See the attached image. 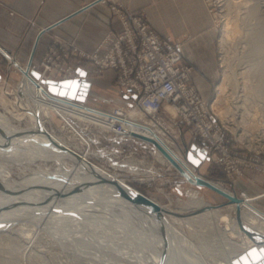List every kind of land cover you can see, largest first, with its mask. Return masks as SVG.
<instances>
[{
    "label": "bare ground",
    "instance_id": "obj_1",
    "mask_svg": "<svg viewBox=\"0 0 264 264\" xmlns=\"http://www.w3.org/2000/svg\"><path fill=\"white\" fill-rule=\"evenodd\" d=\"M227 5L229 9V0ZM229 13L231 11H228L227 16L224 14V45L239 27L238 21ZM0 49L22 74L15 92L18 97L17 104L23 109L13 114L0 108V232L20 229L28 241H33L39 232L46 230L57 235L62 244L76 242L87 246V243L93 242L102 247L98 250L101 253L96 251V254L101 255L104 260H123L116 262L117 264H161L162 251L165 252L167 264H233L232 259L250 245L256 242L264 245V208L254 201L258 195L237 194L241 200L231 202L216 190L189 180L150 138L159 141L192 177L205 176L191 167L179 148L174 147V141L164 135L163 131L151 127L140 111L129 108L125 112L126 116L120 118L108 110L85 103L87 97L80 100L54 93L42 81L41 75L35 77L32 74V63H22L2 46ZM230 70L228 65L225 72L223 71L224 77L219 83L222 92L230 84ZM248 83L245 81L244 87ZM231 93L234 96L236 91ZM245 97L243 99L247 101ZM219 98L217 96L212 103L213 108L218 109L217 114L239 133L240 138L247 136L248 132V140L254 144L255 136L248 131L245 124L249 121L260 123L261 133L264 132V121L257 118L260 107L257 106L254 112L252 107V111L248 107V116L244 111L243 118H238L240 121H231V103L226 108H217L216 101ZM247 103L246 107L250 102ZM243 104L245 105V101ZM53 112L62 117L64 127L84 145H73L67 136L48 125L47 116L53 115ZM26 116L27 123L22 126L19 120ZM74 117L80 120L79 127L73 120ZM108 118L124 120L126 128H114L115 134L125 132L123 136L129 139L139 136L153 145V153L174 168L183 180L189 182V198L184 205L176 208L172 205V196L170 203H163L157 197L145 193L161 206L159 217L157 211L148 204L134 203L120 193L113 180L123 184L127 191L141 190L128 183L127 178L118 171L110 170L92 160L95 150L90 147L92 140L85 135L89 123L113 129V122ZM38 159L54 160L57 166L54 169L47 166L44 173H39L37 167H32L33 164L40 165L36 163ZM188 159L196 164L203 160L190 150ZM13 165L20 168L19 177L13 174ZM30 169L37 173H30ZM131 171L138 173L136 168ZM138 178L142 179L141 176ZM209 179L223 190L236 194L222 182ZM198 186L224 196L227 199L225 203H229L227 206L234 213L225 210L224 203L211 207L212 202L201 193ZM23 224L28 227L25 228ZM211 229L216 230L215 233L223 239V253L208 252L210 245L201 243V238L206 237L202 236V232L210 234ZM106 255L109 257L104 258ZM94 257L89 259L96 264Z\"/></svg>",
    "mask_w": 264,
    "mask_h": 264
},
{
    "label": "rangeland",
    "instance_id": "obj_2",
    "mask_svg": "<svg viewBox=\"0 0 264 264\" xmlns=\"http://www.w3.org/2000/svg\"><path fill=\"white\" fill-rule=\"evenodd\" d=\"M205 1L213 15L214 21V55L217 64L212 65L215 66L216 77L211 84L200 86L198 80L197 83L204 96L209 100V103H214L216 100L215 98H217V96L220 97L219 100L216 101L217 108H226L229 106L228 104L231 103V109L229 110V118L231 117V121H240V118H243L244 111L246 112L248 107H250L248 108L250 109L249 111H252V107L254 112V109L257 108V106L260 107H258L260 113L257 118L264 121V0H229V9L227 0ZM224 1L225 3H223ZM125 4L128 5L127 3ZM224 8L227 9L224 10ZM139 10L148 18L145 8ZM227 10L229 12L231 11L229 14L238 21L239 27L233 35L229 37L226 45H224L222 36L224 35L223 28L225 27L224 23L226 20L224 14L226 13L225 16H227ZM173 37L183 40V50L185 42L191 39L192 35L186 32L183 36ZM226 61L229 63H226ZM191 64L194 66V72H196L195 75H197L198 73L195 71V64ZM228 65L231 68L230 78L228 79V82L230 83L228 86L229 89L227 88L226 91L222 92L219 88V83L223 79L224 70ZM21 79L22 74L20 70L0 49V108L2 110L11 113L13 112V114L23 110L22 106L20 107L17 104L18 97L15 92ZM106 81H103V79L93 80L91 89L88 93L90 102L86 99L85 103L97 107L99 106L104 109H111L117 105L127 104V101L124 100L122 91H120V87L117 83L112 82L108 84ZM245 81L249 82L246 87H244ZM232 91H236L235 94L233 93L235 97L232 96ZM228 94H230L231 97ZM228 96L232 100H230ZM244 97L250 102H248L249 104L243 99ZM244 101L245 105L243 104ZM246 103L251 106L247 105L246 107ZM243 107L245 108L242 112ZM240 110L241 112H239ZM47 118L48 125L53 129H56L58 133L67 136L73 145H76L77 147L84 145V143H81L77 137L73 136L68 129L64 127V120L60 115L54 113L53 115L47 116ZM220 118L223 119L221 116ZM27 120L28 117L26 116L19 120V123L24 126L26 125ZM73 120L78 127L81 125L78 118L74 117ZM222 121L225 126H227L229 137H231V147H235L239 153L246 154L248 166L240 164V166H243L242 174H234L233 177H231L220 165L210 159H203L197 164L190 161L188 159V135L186 133L182 134L183 136H181L182 138L180 137L178 141L179 143L174 142V147L179 148V151L182 153L186 162L197 172L207 178L222 182L236 194L241 196L246 192L244 190L238 192V189L235 188L234 185L240 181L244 174L250 173L252 176H261L264 178V132L262 131L263 133H261L260 128L262 127V124H254L252 121L245 124L248 131L255 136L256 142L252 144L248 140V132L247 136L240 138L239 133H237L235 129H232L230 125L228 126L224 119ZM89 128L93 130L87 131ZM98 128L99 130H95L93 124L89 123V126L85 131V135L89 139L96 136V138L100 140L97 144L90 141L91 149L95 150L92 155V160L110 170L118 171L127 178L128 183L134 185L148 195L157 197L163 203H170V197L172 196V205L174 207L178 208L185 204L189 198V192L187 191L189 182L183 180L182 176L179 175L174 168L169 167L152 153L154 151L153 149L151 151L150 149L140 147L135 143L127 144L126 142H123L120 145H112L115 141L114 138H116L114 136L116 135H110V132L105 131V128L100 126H98ZM131 140L132 139H129L128 137H125L124 139V141L127 142H131ZM36 163H40L41 166L33 164L32 167H37L39 173H44V168L47 166H50L51 169H54L57 166V162L54 160L46 161L38 159ZM12 167L13 174L19 177L21 174L20 168L17 165H13ZM132 168L138 169L137 172L139 174L131 171ZM29 172L32 174L37 173L32 169H30ZM139 176H141L142 179H139ZM198 188L201 190L202 194H205V197L209 201L212 203L222 202L224 203L223 205H226L225 210L230 211L232 214L234 213V211H231L227 206L229 203H225V200H227L225 197L218 195L209 188L203 186H198ZM256 188L257 186L253 184L249 187V190L254 191ZM254 201L259 207L264 208L261 198L258 197ZM17 225L21 226V224ZM23 225L25 228L28 227L26 224ZM209 232L210 234L205 231L202 232V236L206 237L201 238V243H207L210 245V248H207L208 252L223 253V239L215 233L216 230L211 229ZM188 233L189 235H192L190 232ZM24 234L25 233L20 229L0 232V264H94V262L89 259L94 256L97 260L95 261L96 264H109L110 262L117 264L116 262H123V260L116 258H106L109 257V255H106L104 257L106 260H104L101 255L98 256V254H96V251H100L102 247L93 242L87 243V246L81 243L77 244L76 242L73 244H62L57 235L46 230L39 232L33 241H28L29 239H27ZM99 251L98 253H101ZM125 264L127 263L125 262Z\"/></svg>",
    "mask_w": 264,
    "mask_h": 264
},
{
    "label": "built area",
    "instance_id": "obj_3",
    "mask_svg": "<svg viewBox=\"0 0 264 264\" xmlns=\"http://www.w3.org/2000/svg\"><path fill=\"white\" fill-rule=\"evenodd\" d=\"M110 11L121 19L122 30L108 32L92 51L53 38L40 62H32V69L40 72L43 82L81 78V70L94 69L103 73L113 69L127 104L105 110L120 118L126 116L129 108L140 111L151 127L163 131L175 143L186 133L188 150L192 143H197L228 175L242 174L240 164H248L246 154L231 147L227 126L204 96L194 66L185 59L183 40L170 34L161 35L142 11L132 10L123 2L110 4ZM108 119L113 122V129L109 127L105 131L116 135L112 145L135 143L152 151L153 145L139 136L127 142L124 141L125 132L114 133V128H126L124 120ZM92 124L99 130L95 123ZM91 140L94 144L100 142L96 136Z\"/></svg>",
    "mask_w": 264,
    "mask_h": 264
},
{
    "label": "crops",
    "instance_id": "obj_4",
    "mask_svg": "<svg viewBox=\"0 0 264 264\" xmlns=\"http://www.w3.org/2000/svg\"><path fill=\"white\" fill-rule=\"evenodd\" d=\"M117 1L127 3L132 10L145 8L151 26L161 35L190 33L192 37L183 47L185 59L195 64L200 86L213 82L216 72L212 64H217L215 31L205 0H0V46L24 63L29 61L36 43L32 62H39L53 38L92 51L108 32L123 28L121 19L110 11V4ZM95 72L88 71L92 81L117 83L115 70ZM253 184L257 188L250 191ZM234 187L238 192L258 195L264 205L263 177L246 173Z\"/></svg>",
    "mask_w": 264,
    "mask_h": 264
},
{
    "label": "water",
    "instance_id": "obj_5",
    "mask_svg": "<svg viewBox=\"0 0 264 264\" xmlns=\"http://www.w3.org/2000/svg\"><path fill=\"white\" fill-rule=\"evenodd\" d=\"M44 31V30H42ZM37 44V43H36ZM36 44L34 46V49L32 51L31 57L29 59V64L32 63V59L34 56ZM81 74L83 75L81 78H69V79H63V80H54V79H48L44 82L48 84V88L50 91L54 93H60L61 95H67L72 98H77L80 100H85L90 89L92 86V80L89 79L88 71L87 70H81ZM32 74L35 77L40 76V72L37 69H32ZM153 142L157 144V146L166 154V156L173 161V163L181 170V172L189 178L191 181H195L197 184L200 185H206L217 192L223 194L226 196L229 201L231 202H239L241 198L237 194H231L222 188L215 185L212 181H210L209 178L201 177V176H195L192 177L188 171L181 166L177 160L169 153V151L156 139L150 138ZM190 151L196 152L201 159H209V156L207 155L206 149L197 143H192L190 145ZM201 160L198 161V163ZM113 182L117 185L119 188L120 193L126 197L127 199L131 200L134 203H146L148 206L152 207L157 211V214L159 217H161V206L158 202L150 198L148 195L141 191H127L126 187L119 183L117 180H113ZM211 207L221 205V203H211ZM238 211H240L238 209ZM250 232V231H249ZM233 264H264V245L263 243H254L247 247L245 250L241 251L237 256H235L233 259ZM160 263L161 264H167V258L165 255V252L162 251L160 255Z\"/></svg>",
    "mask_w": 264,
    "mask_h": 264
}]
</instances>
